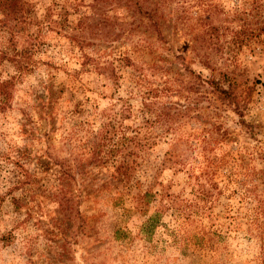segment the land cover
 <instances>
[{"label":"rangeland","instance_id":"rangeland-1","mask_svg":"<svg viewBox=\"0 0 264 264\" xmlns=\"http://www.w3.org/2000/svg\"><path fill=\"white\" fill-rule=\"evenodd\" d=\"M23 1L44 42L0 118V154L30 174L0 175L1 191L20 181L0 206V264H264V0ZM208 77L236 83L237 109ZM145 98L180 108L169 130ZM180 137L205 145L190 178L168 154Z\"/></svg>","mask_w":264,"mask_h":264},{"label":"trees","instance_id":"trees-1","mask_svg":"<svg viewBox=\"0 0 264 264\" xmlns=\"http://www.w3.org/2000/svg\"><path fill=\"white\" fill-rule=\"evenodd\" d=\"M120 2H124L126 4H130L132 0H118ZM28 3L24 2L23 0H0V35L2 33H7V46L0 48V66L4 63H11L14 67L15 73L9 74L7 77H2L0 73V118L4 117L5 113L8 109L11 108L12 104V89L15 84V79L18 77H22L26 73L32 72L34 69V65L36 63L35 54L40 50L41 45L43 44V33L41 31V27L43 25L44 18H39L37 16H33L30 14V9L27 8ZM139 12L144 14L148 13L146 9L139 6ZM48 18V17H47ZM51 25V21H47V27ZM22 42L23 46H18V43ZM85 61L82 63L84 64L88 60V56L84 54ZM126 59V58H125ZM127 60V59H126ZM1 71V70H0ZM227 86L220 84V81L215 78H207L205 79V83L208 85L209 89L206 91L209 94L215 95L217 99L222 102H227L229 104H233L235 108H238V100L236 96V83L229 79ZM129 101V100H128ZM153 104H156L155 101L151 100L147 101L145 98L140 105L142 106V110L146 109L150 113L155 112L156 118L158 119L157 123L161 125L164 124L166 128L165 131L169 130V127L174 123L177 116H180V108L177 109L174 107L176 111L172 113H167L163 110L159 112L154 110L155 107ZM128 105H131L130 103ZM214 112V111H211ZM237 112V111H236ZM148 122V121H147ZM214 137L211 135L212 140ZM135 138V136H133ZM128 141L132 140L131 137H128ZM210 140L206 141L205 143L209 142ZM216 142V141H213ZM184 145V140L182 137L176 139L172 145L168 154L177 157V162L180 164L181 169L188 173V177L193 176V172L188 168L187 164L189 159H191L192 152L195 151H202L204 150L205 145L199 144V147H186ZM20 156L9 153H1L0 154V175L4 174V178L6 174L10 173L13 168L19 167L22 171L26 180L21 181L23 184L27 183L30 179V174L26 169H24L23 165H21L19 161ZM215 166H218V163L214 159H207V162L202 166L199 165V169L197 172V177L201 178L204 176H208L212 174L215 170ZM129 176V168L126 167V170L122 173V177H119L117 181L123 183L125 189L131 190L132 184L130 183ZM3 178V177H2ZM3 178V179H4ZM29 178V179H28ZM196 178V177H195ZM2 186L5 182H10L9 179L0 180V184ZM20 181L16 182L13 186H7L5 191L0 190V206L5 199H10L13 204H16L17 199L15 196H12V192L17 189V186ZM0 185V187H2ZM200 184L198 185V187ZM201 188H199L200 190ZM203 191V189H202ZM143 200L150 196V192L148 190L142 191ZM138 210L144 211L143 209V201H139L136 203ZM174 200L170 199L169 201H160L159 208L155 211V213L148 218V223L155 224L159 219L160 213L162 210L167 209L168 206L173 208ZM177 208V207H176ZM174 209L175 211L177 209Z\"/></svg>","mask_w":264,"mask_h":264}]
</instances>
